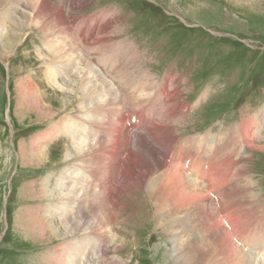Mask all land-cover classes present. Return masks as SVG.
I'll return each instance as SVG.
<instances>
[{
    "label": "rangeland",
    "instance_id": "obj_1",
    "mask_svg": "<svg viewBox=\"0 0 264 264\" xmlns=\"http://www.w3.org/2000/svg\"><path fill=\"white\" fill-rule=\"evenodd\" d=\"M48 1L50 7L47 8L51 14L63 6L62 0ZM81 1L85 2L81 10H72L69 4H65L66 17H75L78 21L72 26L73 31L62 29L59 37V29L57 26L53 28L54 25L46 17H36L20 27L11 26L12 22L19 21V13L25 9L22 4L21 7L13 6V10H2L6 17L11 13L12 21L6 23L8 30L0 27V264H57V257L66 246L85 243L84 249L80 248L75 254L76 264H187L186 258L191 254L185 242L190 240L188 238L195 236L200 239L202 235L209 234L216 245L219 235L210 229L216 220L225 225L228 237L225 249L229 251L224 250L225 255H216L215 262L219 260L227 264L230 261L228 263L232 264L233 251L237 250L240 254L245 249L242 253L248 254L250 249L246 246L256 235L264 241V0ZM109 9L115 18L108 33L102 36L108 39L106 45L101 42L94 44L101 36L91 34L88 27L76 29L83 26V21L88 20V25H92L90 18ZM104 19H110V16L106 15ZM78 30L84 31L85 38L91 36L94 39L78 48L86 54L84 64L91 66L99 76L97 80L91 79L93 84L101 89V83L106 80L105 85L110 89L103 102L102 98L99 99L106 112L101 110L97 118L105 125L102 130L96 129L97 136L103 137L100 140L102 145L97 146L96 138L85 139L87 145L91 144L88 145L91 153L81 159V155L74 151L70 137L59 131L46 144H40L44 155L41 154L42 162H36L30 155L35 152L33 147L52 126L71 119L87 130L93 129L83 118L86 113L79 110L80 96L75 91V83L69 82L65 76L52 83L45 75L48 64L55 62L50 54V41L57 37L59 41L65 38V42L70 43L74 36L79 37ZM116 32L122 39H112ZM122 40L127 41L131 56L136 57L135 65L128 62L129 52L122 46L121 51H112L113 44ZM106 53L122 62L116 63L120 71L109 68L108 75H104L106 72H102L101 68L108 70L109 64L117 61L109 59ZM87 65L81 66L82 69L86 71ZM118 73L126 74L127 78L130 74L137 76L131 82L133 88H138L137 93L131 91L132 94L126 98V95L114 92L112 83L118 82L114 79ZM147 84L152 86L147 88ZM161 85L166 86L162 91L166 89L167 92L157 98L162 92ZM139 93L144 97L139 98ZM168 100H172L171 107L179 106L181 109L173 118L169 117ZM108 101L113 102V107L108 105ZM114 110L119 120L124 118V126L132 127L129 133L132 152L136 149V137L152 134L154 127L166 117L171 119V131L180 138L178 143L195 139L192 152L197 155L204 147V135L207 136L206 144H210L215 139H210V133L214 136L238 126L244 132L248 129L246 138L251 134L256 136L252 142L256 144L247 146L246 150L238 149L239 154L233 158V162L237 163L233 168L241 169L244 175L238 186L245 187L247 192L239 190L237 194H230L226 187V198L214 192L207 195V201L199 198L194 204L185 206L182 200L185 192L174 187L164 170L152 171L148 175L145 167L140 166L134 168L136 175L133 181H127L128 189L125 192L119 190L118 205L113 208L111 202L114 204V201L109 197L111 193L105 191L100 195L99 188L91 186L95 187L103 180L102 169L107 161L103 151L110 145L107 120L113 124L111 112ZM114 124H117L116 120ZM243 141L239 142V146ZM91 148L96 152H92ZM213 154L214 147L210 145L205 158ZM142 155L146 164L151 162L145 153L142 152ZM118 161H114V165L117 166ZM202 163L196 168V171L199 168L201 177ZM183 168L188 172L191 167H186L184 161ZM72 170L77 173L78 183L71 187V191L82 201L76 200L74 212L60 216L59 212L55 211V214L54 207L62 203L66 192L59 187L56 189V181L63 172ZM157 180L169 184L172 190L168 198L170 201L165 204L181 208L178 216L169 221L186 219L194 235L179 237L182 232L179 226L167 229L168 218L165 216L174 209L166 208L169 212L163 220L154 216L156 208L146 189L150 184H157ZM104 186L108 189V183L104 182ZM91 189L99 196L90 198ZM228 215L232 221L228 220ZM252 215L259 216L253 219ZM118 228L121 232L117 235ZM210 240L207 236L205 241L208 246L212 245ZM200 242L204 243L202 239ZM91 248H95V256L90 254ZM258 254L256 259L261 264L264 259ZM205 263L211 264L208 258Z\"/></svg>",
    "mask_w": 264,
    "mask_h": 264
},
{
    "label": "bare ground",
    "instance_id": "obj_2",
    "mask_svg": "<svg viewBox=\"0 0 264 264\" xmlns=\"http://www.w3.org/2000/svg\"><path fill=\"white\" fill-rule=\"evenodd\" d=\"M62 1H63V6H59L58 9H56V12H53V14H51V12L47 8V7H50L48 5L49 4L48 0H0V27L3 28L4 31H6V29L8 28L6 23L8 22V24H10L12 21L11 13L9 14L10 15L9 17H6V14H4L3 12L8 10V9L13 10V8H12L13 6H15V5L20 6L22 4V6L25 9L19 13V16H18L19 21L18 22L17 21L12 22L11 26L13 25L15 28L20 27L23 25L22 23L33 21L36 17H42V18L46 17V19L51 21L50 24H52V26L54 25L53 28L55 26H57V29H59V32H58L59 34L57 36V37H59L61 35L60 33H61L62 29L67 30V31L68 30L73 31V27H74L73 25L78 21L77 18H75V17L74 18L66 17L65 4H67V5L69 4V8H71L72 10H75V9L81 10L85 4V2H82L81 0H62ZM252 1H255V0H252ZM3 8H5V9L3 10ZM2 10H3V12H2ZM10 12H12V11H10ZM111 12H112L111 9L102 11L101 13L96 14L92 18H90L89 22H91L92 25H88V23H87L88 20H87V21H83V23H82L83 26H81L79 24L80 26H78L76 29H78L80 27H88L91 34L98 33L99 36H101V38H102V36L104 34L108 33L110 25L112 24L111 21L114 20V18H115V15L112 14ZM13 13L16 15V10ZM111 14H112V16H111ZM106 15L110 16V19H104ZM191 15H193V14H191ZM94 17H98V18L95 19ZM13 18H14V16H13ZM81 19H82V17H81ZM16 20H18V19H16ZM37 20H39V19H37ZM112 28H113V25H112ZM77 32L79 33V37L74 36V39H72L70 43L65 42V38H64V41L63 40H61V41L57 40L58 39L57 37H54V39H52L51 41L48 39L51 42L50 54H52V56L54 57L55 62H50V64H48V70H46L47 74H45V75H47V79L51 80L52 83H56L57 81H59L60 76H65L69 80V82L72 81L75 83V86L74 85L73 86L75 87V91L79 92V96H80L78 99L79 105H80L79 110L81 111V113H86L84 115L82 114L83 118L86 119V121L88 122L87 125L88 126L90 125L89 126L90 128H92V126H93V129L87 130V128L84 125L79 124L77 122L75 123L71 119H68V120L65 119L64 121L59 122L60 124L58 123V124L52 126L49 132H47L46 134H43L40 138H38V140L36 141L37 146L33 147V151H35V152L34 153L32 152V154H30V155H31L32 159L36 160V162H42V156L44 155L43 150L40 149L42 147V146H40V144L41 145L46 144L48 141H50L51 137L59 131H62L63 134L70 137L74 151L76 152V154H79V156L81 155L80 156L81 159H85L86 156L90 155L88 153V152H90V147H88V145H91V144L87 145V141L85 139L92 137L94 140L96 138L95 139L96 144H97V146H99L100 140L103 138L101 135L97 136L98 132H96V129L102 130L103 126H105V125L103 123H99L100 121L98 122L99 119L97 120V118H98V116H99L98 114L101 110H104L103 112H105V109L101 105V103L103 102V99H104L103 97H108L110 89L108 88V86L105 85L106 80H104L101 83V85H102L101 89H98L99 87H96L95 84H93L92 80L93 79H95V80L99 79V76L96 74V72L92 69L91 66L89 67L87 64H84L86 61V58H87L86 54H84L83 53L84 51L82 52L81 49H78V48L81 45H86L89 42H93L94 39L91 36L88 39L85 38L83 35V33H84L83 30L82 31L78 30ZM70 33H72V32H70ZM119 34L120 33L116 32V34L112 35L113 36L112 39L113 40H115L116 38L122 39V38H120ZM101 38H100L99 42H98V40H95L93 43L98 44L101 42L103 45H106L108 42V39L105 38V36L102 38V40H101ZM121 46H122V49L125 48L127 50V52H129L128 53V62H130L132 65H135V63H133V62L136 59V57L131 56V54H132L131 49H129L130 46H129V44H127L126 40L115 42L112 46L114 49L112 51L113 52L121 51L120 50ZM107 53H106V55H107ZM125 54H127V53H125ZM108 57L111 60L114 59L117 61L116 62L114 61L115 64H109L108 70H106V69L104 70L101 68L102 72L103 71L106 72L104 75H108L107 74L108 71L110 72L109 68H113L114 70L120 71V69L116 68V63H122L117 58H115L113 55L111 56V54ZM106 59H107V57H105V60ZM128 62H127V64H128ZM98 64H99V62H98ZM85 65L88 66L86 68V71L84 69H82V67H81V66H85ZM105 68H106V66H105ZM118 74L120 75V78L118 77L119 75H117V77L114 78L115 80H118V82L117 83L115 81H113V83L111 82L115 88L114 92L115 93L118 92V94H120V93L124 94L127 96L126 98H129L128 95L132 94L131 91H135V93H137L136 90L138 88H133L132 87L133 85L131 86V82H133L135 80V78H137V76L135 74L134 75L130 74L131 76H128V78H127L126 74L125 75L122 73H118ZM141 79L143 80L144 78H141ZM148 83H149V81H148ZM150 85L147 84V88L148 87L150 88ZM129 86H131V87L129 88ZM66 87H67V84H66ZM111 87L112 86L110 85V88ZM140 87H142V86L140 85ZM157 87H155L153 90L155 91ZM159 88L161 89L160 91H162L164 88H166V86L161 85ZM169 88H171V87H169ZM28 90H30V89H28ZM111 90L113 91L112 88H111ZM162 92L159 93L161 95H157V98L159 96L162 97V95H164L167 92V90L165 89V91L163 93ZM23 93H24V90H23ZM25 93H26V91H25ZM111 97H112V95H111ZM141 97H144V94L139 93V98H141ZM100 98H102L101 103L99 102ZM134 99H135V97H134ZM136 101H138V100L136 99ZM108 102H109L108 105H111V106L113 105L112 104L113 102H111V103H110V101H108ZM171 103H172V100H168V111L170 109L169 113L171 114V115L169 114L170 115L169 117L172 116V118H173L174 116H176V113L178 112V110H181V109L179 106H175V107L172 106L171 107L170 106ZM82 104H84V105H82ZM89 104H91L92 106L88 107ZM139 107H140V104H139ZM111 116L113 117L112 121L115 122V120H116L117 124H114V122H113V124H110L109 121L107 120V123L110 127L109 130H107V133L110 137V141H109L110 145H108L109 148L105 145L107 148L103 151L104 156L106 157L105 159H107L106 164L102 169L103 180L100 184L95 185V187L91 186L90 184H88V185H89V188H90V186H91V188H94V189H96L98 187L99 188L98 194H100V195L101 194L103 195L105 193V191H106V193H111V195H109V197L111 199H113V201H114V204L111 202V205L113 206V208L115 205H118V198L119 197H117V196L119 194V190L123 191V192L126 191V188L128 187V184L126 186L127 181L129 179L131 181H133V179H134L133 177L136 175L134 168H139L140 166L145 167L148 175H149V172H152V171L164 170L165 176L171 180L174 187L176 189H179L182 193L185 192V195L182 197V200L185 202V206L188 205L189 203L194 204L195 202H197L199 200V198L202 199V201H204V200L207 201L208 200L207 195L214 193V192H217L218 194H223L224 197L226 198V196L224 194L226 191V187H227L230 194H237L239 190L241 193L247 192V189L245 187H239L238 186L241 184V182H242L241 179L244 177V175L240 172V171H242L241 169H234L233 168L234 166L237 165L236 162H233V158L237 155L238 149L242 148V149L246 150L247 146L256 144V142L252 143L253 140H255L254 138L256 136L251 134L248 136L249 138H246V133H248V131H249L248 129H246L247 132H244V131H242L241 127L238 126V127L232 128L226 132L219 133L218 135L211 136L212 134L210 133V139L212 140L213 138H215L214 140H212V142L210 144H206V137L207 136L204 135V138H205L204 147L200 151L199 155H197V154L192 152V149L195 147V143H196L195 139H188V140H184V141L178 143V140H180V138L178 139L177 136H175L173 134V132L171 131L172 126L169 125V123H170L169 120H171V119L169 117H166L164 121H162V122L159 121L160 122L159 125L154 127V129H153L154 132L152 134L149 133V134H145V135L136 137L137 143L135 142L136 145L134 144V147H136V149L134 152H132L129 148V146H131L129 133L132 131V127L131 126H124L125 125V122H123L124 118L122 117L121 120H119L118 113L115 110L113 111V113L111 112ZM118 122H119V124H118ZM172 123H173V121H172ZM241 124L245 125V123H243V122ZM94 127H96V128L94 129ZM252 133H253V131H252ZM174 139H177V140H175L173 142ZM243 140H245V142ZM240 141H243V142L239 146ZM100 145H102V144H100ZM210 145H213V147H214V154L210 158H205L206 152L208 151ZM98 149H99L98 151H101L100 147H98ZM37 151H40L41 153L40 152L37 153ZM92 152L95 153L96 151H93V149H92ZM142 152L145 153V155L147 156L146 157L147 159L151 160L150 163L153 162L152 163L153 165H151L149 162H147V164L144 162L145 159L143 158ZM41 154H43V155H41ZM121 156L123 158H121ZM43 158H45V157H43ZM103 160H104V158H103ZM124 160H125V162H124ZM167 160L169 161L168 164H166ZM114 161L119 162L117 166L114 165ZM184 161L186 163V167H191L188 172H186L183 168ZM179 162L181 163L180 166H178ZM201 163H202L201 172H203L202 177L200 176L199 168L196 171V168L199 167V165ZM186 173H188V175H186ZM235 178H236V180H235ZM77 180H78L77 173H76V171L73 172V170H72L71 172H68V173L63 172L60 175V177L58 178V180L56 181V184H57V185H55L56 189L59 187L61 190L64 189V191L66 192L63 195V198L61 199L62 203L56 204L54 207V212L55 211L59 212L60 216L67 214V213L71 214V211L74 212L73 206H75L76 200L82 201L81 198H79L76 194H74L71 191V187L75 186L76 183H78ZM104 182L108 183V189L106 186H104ZM132 185H133V183H132ZM102 186H103V189H102ZM150 186L146 189V191L150 194L152 202L156 208L155 210H153L155 212L154 216L155 217L157 216L159 219L162 218V220H163L164 219L163 217L166 214V212L170 211L171 214L165 216L168 218L167 229L171 230V229H174L175 227L179 226L182 229V232L180 234H178L179 237H182V235L184 236L185 234H193L194 235L195 232L192 233V228L190 227L191 225L189 226L187 224L186 219L183 220V219L177 218L176 222L169 221V220L173 219L175 216H178V212H179V210H181L180 207L172 208L171 203H169L168 205L165 204L166 202L168 203L170 201L168 198L172 195V190H171L169 184L157 180V184L156 183L150 184ZM104 188H105V190H104ZM155 188H156V190L154 191ZM94 189L93 190L91 189L89 192L90 198L91 197L96 198V196H99ZM101 189H102V191H101ZM93 191H94V193H92ZM20 194H21V192H20ZM42 195H43V193H42ZM179 196H181V194H179ZM86 197H87V192H86ZM163 200H165V202L162 204ZM212 203H214V202H212ZM216 203H215V205H216ZM222 203L223 202H221V204ZM166 208L174 209V210L173 211H171V210L167 211ZM81 209H82V207H81ZM237 209L239 210V208H237ZM56 212H55V214H56ZM233 213H234V211H233ZM221 214H223V213H221ZM209 215L211 216V214H209ZM242 216H244V215H242ZM246 216H248V215H246ZM249 216H250V214H249ZM252 216H254V215H252ZM258 216L259 215L254 216L253 219L258 218ZM261 216H263V215H261ZM227 217H228V220H231V221L233 220V219H231V217L229 215ZM236 217H237V215H236ZM204 219H206V218H204ZM247 219H249V218H247ZM71 220L73 221V218H71ZM220 220H221V218H220ZM206 221H207V219H206ZM250 221H252V220H250ZM68 222H69V220L66 221V223H68ZM202 222L205 223V221H203V220H202ZM228 222H230V221H228ZM184 225H185V227H183ZM211 225H212V228H210V229L214 230L219 235V238L216 242V245L212 240L213 237H210L209 234H207V236L209 239H211L210 241L212 242V245L210 244L209 246H208V243H206V241H205L207 239L206 235H202V237H200V239H202L204 242L203 244L200 242V239L199 238L197 239L195 236L192 238H188L190 240H188V242H185V244L187 243V249L189 250L191 256H188L186 258L187 264H206L205 262H206L207 258L209 259V263H211V264H224L225 263L224 261H222V262H224V263H222L219 260H218V262H215V260H216L215 256L216 255H219V256L225 255V252L229 251V249L227 251H226L227 248L225 249V246L228 243V237H227L226 229L224 227L225 225L222 224V222H220L219 220H216ZM229 225H231V224H229ZM246 225H248V222ZM253 225L254 224H252V226ZM197 226H198V224H197ZM63 227H64V225H63ZM66 227L67 226H65V228ZM246 229L248 230V227ZM253 230H256V229L253 228ZM259 230L261 231V229H259ZM85 231L87 232V229H85ZM118 232L119 233L121 232L119 228H118L117 233H116L117 235H118ZM206 233H208V231H206ZM239 233H240V231H239ZM255 233H256V231H255ZM228 234H229V232H228ZM251 234H252V232H251ZM249 236H252V235H249ZM258 236L259 235H256V238L252 239L251 242H248V246H246L247 249H250V252L248 254L245 255L244 253H242L245 249L242 250V252H240V254L238 253L237 250H235V252L232 250L234 253L233 254L234 255V261L232 262V264H258L259 262L256 259V257H258V255H259L258 253H260L262 259H264V241H261ZM231 237H232V235H231ZM240 242H242V241H240ZM85 244L84 245L80 244L77 246H75V245L66 246L63 250H61L62 251L61 253L65 256L60 254L59 257H57V264H76L75 259H74L75 254L79 251L80 248L84 249L82 247H85L86 246ZM213 245H215L216 247H214ZM230 246H232V245H230ZM237 246H238V244H237ZM74 250H75V253H74ZM224 250H225V252H224ZM258 251H260V252H258ZM90 254L95 256V248H91ZM230 254H232V253H230ZM233 255H232V257H233ZM216 257L218 258V256H216ZM227 257H228V255H227ZM230 257H231V255H230ZM230 257H229V259H230ZM252 257H255V258H252ZM224 258H226V257H224ZM178 259H179V257L176 258V260H178ZM231 259H233V258H231ZM228 262H230V261H228ZM228 262H227V264H229ZM261 264H264V260L262 261Z\"/></svg>",
    "mask_w": 264,
    "mask_h": 264
}]
</instances>
